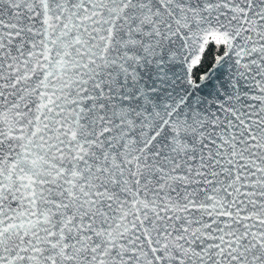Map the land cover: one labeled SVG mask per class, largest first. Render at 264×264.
<instances>
[{
	"label": "snow or ice",
	"instance_id": "1",
	"mask_svg": "<svg viewBox=\"0 0 264 264\" xmlns=\"http://www.w3.org/2000/svg\"><path fill=\"white\" fill-rule=\"evenodd\" d=\"M0 264H264V0H0Z\"/></svg>",
	"mask_w": 264,
	"mask_h": 264
}]
</instances>
